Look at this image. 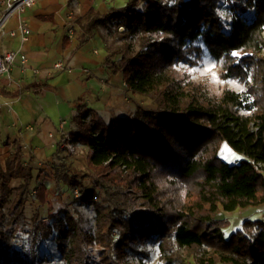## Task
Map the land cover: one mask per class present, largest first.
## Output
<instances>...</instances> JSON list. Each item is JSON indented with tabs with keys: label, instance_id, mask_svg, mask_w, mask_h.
Masks as SVG:
<instances>
[{
	"label": "trees",
	"instance_id": "1",
	"mask_svg": "<svg viewBox=\"0 0 264 264\" xmlns=\"http://www.w3.org/2000/svg\"><path fill=\"white\" fill-rule=\"evenodd\" d=\"M78 23L80 43L99 25L120 28L116 38L137 39L136 50L130 40L106 47L104 63L130 91L154 95L158 107L107 121L78 112L70 135L87 148L94 185L81 189L86 172L62 161L58 178L93 206L96 232H83L63 208V219L38 225L33 241L55 227L65 264L85 263V242L105 244L104 264H144L131 257L150 241L161 251L185 249L178 264H264L262 220L245 218L226 236V219L216 217L220 210L264 206V0H126L104 12L91 5ZM204 48L220 77L235 78L244 90L212 94L177 70L179 63L195 65ZM222 142L241 157L221 159ZM12 157L6 171L0 167V222L9 181L22 178L26 188L33 177L30 164ZM42 183L39 194L47 189ZM125 185L132 189L127 195L120 192ZM23 188L14 204L22 202ZM0 264L35 263L0 248Z\"/></svg>",
	"mask_w": 264,
	"mask_h": 264
},
{
	"label": "crops",
	"instance_id": "2",
	"mask_svg": "<svg viewBox=\"0 0 264 264\" xmlns=\"http://www.w3.org/2000/svg\"><path fill=\"white\" fill-rule=\"evenodd\" d=\"M71 8L68 0H36L12 15L0 33V52L18 49L27 57L25 68L16 59L9 74L0 76V167L15 153L23 165L30 164L33 176L42 170L35 177L42 182L55 180L54 169L67 159L58 146L62 120L63 131L71 133L76 112L90 110L104 120L127 116L116 108L124 80L104 63L108 51L98 26L80 43L78 18L86 10L77 14ZM20 17L30 29L26 40L18 30ZM58 60L64 68L54 67ZM217 218L229 220L228 226L235 220V228L245 218L264 220V206L220 210Z\"/></svg>",
	"mask_w": 264,
	"mask_h": 264
},
{
	"label": "rangeland",
	"instance_id": "3",
	"mask_svg": "<svg viewBox=\"0 0 264 264\" xmlns=\"http://www.w3.org/2000/svg\"><path fill=\"white\" fill-rule=\"evenodd\" d=\"M126 0H68L72 13H80V9L84 8L87 12L88 6L94 5L99 11L104 12L110 7L120 8L124 5ZM140 3L138 4V6ZM87 8V9H85ZM85 12V13H86ZM98 32L102 37L105 46L108 50H112L121 42L131 41L133 50H136L137 39L134 37L128 38H116L117 31L114 30L113 25L110 29L99 25ZM113 30V31H111ZM264 34V31H263ZM219 64H216L207 50L203 49L202 57L193 66H189L185 63H179L177 70H185L188 74V79L193 83H200L203 85L209 93L219 94L223 88H231L236 91L244 90V86L239 83L235 78L222 79L220 77ZM119 104L116 108H119L118 112L125 115H135L139 112L151 110L158 107L157 98L154 95H140L130 91L127 86L120 85V91L118 96ZM107 121V119H105ZM222 152V153H221ZM218 155L221 159L228 163H233L241 157V155L233 151L229 145L222 142L219 147ZM87 151L86 147L79 146L72 154H66L65 163L70 166H74L73 162H76V167L81 173L86 172V176L82 179L83 186L81 189H88L94 185V179L96 178L95 172L87 167ZM15 165L16 162L12 161ZM62 166L54 169L55 180L47 179L42 184L47 189L39 194V186L42 181H37L36 175L42 173V170L37 172L35 176L26 183V188H23L22 178H13L9 181V187L11 191L9 193V199L7 203L1 208V214L3 215L2 222H0V235L6 233V237L0 236V248H4L10 255H17L21 257H33L35 264H65L60 255V251L56 245L55 237L57 235V229L52 227L53 230L48 236H39L33 241V232L38 225L43 226L47 224H54L57 219H63L62 209H67L76 219L79 228L85 233L96 232V219L94 215V208L92 205H85L79 202L78 197L81 189L74 188L68 189L59 180V171ZM3 170L6 171V165ZM122 175H126V168H122ZM41 175H44L41 174ZM36 177V178H35ZM23 188L24 192L21 195L22 202L14 204L19 189ZM75 189L78 191V195L75 196L73 192ZM64 192H63V191ZM36 191V192H35ZM132 189L129 185H125L120 188L122 194L131 193ZM39 194V196L37 195ZM14 205V207H13ZM218 216V212L216 213ZM224 219V218H223ZM229 221V220H228ZM228 221H224L222 224V230L227 236L233 229L231 225L228 226ZM51 226V225H50ZM10 233V235L7 234ZM142 251L140 254H136L131 257L133 261H141L144 264H178L182 260H185V249H174L168 246L165 250L161 251L157 247V243L154 241L147 242L140 248ZM82 252L84 254V264H104L102 255L106 253L107 248L105 244L99 242L82 244Z\"/></svg>",
	"mask_w": 264,
	"mask_h": 264
},
{
	"label": "built area",
	"instance_id": "4",
	"mask_svg": "<svg viewBox=\"0 0 264 264\" xmlns=\"http://www.w3.org/2000/svg\"><path fill=\"white\" fill-rule=\"evenodd\" d=\"M35 1L36 0H0V33H2L3 25L12 15L23 13L27 8L31 7ZM18 30L21 34V38L23 40H26L30 33V29L24 18L20 17ZM15 33V31H10V35H15ZM16 59L19 60L21 67L25 68L27 57L24 52L18 49H11L0 52V76L9 74L11 66ZM54 67L57 69L64 68L63 62L61 60L56 61L54 63ZM122 86H126V83L124 81L122 83ZM77 115L78 112L74 113V117ZM63 123L64 121L62 120L60 122L61 137L58 142V146L64 154H72L80 145H78L74 140H72L70 133L63 131ZM73 192L75 193V196L78 195L77 189H75ZM262 222L264 223V220H262Z\"/></svg>",
	"mask_w": 264,
	"mask_h": 264
},
{
	"label": "bare ground",
	"instance_id": "5",
	"mask_svg": "<svg viewBox=\"0 0 264 264\" xmlns=\"http://www.w3.org/2000/svg\"><path fill=\"white\" fill-rule=\"evenodd\" d=\"M222 153V152H221Z\"/></svg>",
	"mask_w": 264,
	"mask_h": 264
}]
</instances>
